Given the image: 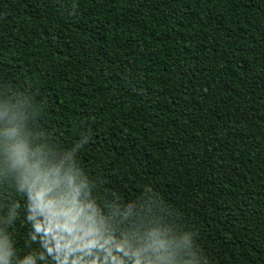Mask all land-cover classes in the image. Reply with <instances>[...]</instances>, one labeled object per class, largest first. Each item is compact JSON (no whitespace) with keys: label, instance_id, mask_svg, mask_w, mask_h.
<instances>
[{"label":"trees","instance_id":"obj_1","mask_svg":"<svg viewBox=\"0 0 264 264\" xmlns=\"http://www.w3.org/2000/svg\"><path fill=\"white\" fill-rule=\"evenodd\" d=\"M5 260L264 264V0H0Z\"/></svg>","mask_w":264,"mask_h":264},{"label":"clouds","instance_id":"obj_2","mask_svg":"<svg viewBox=\"0 0 264 264\" xmlns=\"http://www.w3.org/2000/svg\"><path fill=\"white\" fill-rule=\"evenodd\" d=\"M5 250H7V245L5 244ZM5 264H8V262L5 260Z\"/></svg>","mask_w":264,"mask_h":264}]
</instances>
